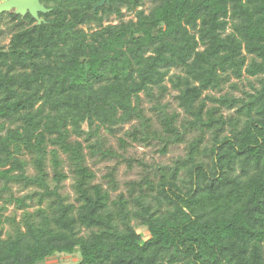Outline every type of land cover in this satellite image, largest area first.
Segmentation results:
<instances>
[{"label":"trees","instance_id":"16d2710c","mask_svg":"<svg viewBox=\"0 0 264 264\" xmlns=\"http://www.w3.org/2000/svg\"><path fill=\"white\" fill-rule=\"evenodd\" d=\"M96 2L40 0L50 9L40 25L13 15L0 30L9 38L0 44V264L75 253L77 264H264V0H110L91 14ZM242 80L250 91L235 96ZM167 84L185 115L179 124L162 104ZM133 122L125 136L161 141L162 155L197 136L183 157L156 166L157 178L111 198L114 169L109 189L93 184L84 151L119 157L99 131ZM59 154L77 206L58 191L67 179ZM10 183L37 190L14 197ZM9 204L18 221L3 215ZM5 223L12 233L3 238Z\"/></svg>","mask_w":264,"mask_h":264},{"label":"rangeland","instance_id":"374dc122","mask_svg":"<svg viewBox=\"0 0 264 264\" xmlns=\"http://www.w3.org/2000/svg\"><path fill=\"white\" fill-rule=\"evenodd\" d=\"M147 4L144 6V8L147 10ZM124 12V10H123ZM126 20L133 18V15L126 14L125 16ZM111 24H116L117 20L114 18V16L110 17L108 20ZM14 23H11L10 17H3V19L0 21V30L4 31L5 33L10 26H12ZM107 23H104V25ZM83 29L87 30L86 27H82ZM94 28V26H93ZM9 41V38L6 39H0L1 45H7ZM231 82H235L232 80ZM253 86H257V81L255 79L250 78V81ZM168 92L164 96L162 100V104L166 103L168 104V112L172 113L175 112L178 114V123L181 122V120L185 117L182 110L177 107V103L174 99L175 95L177 94L175 91L170 89V86L167 84ZM228 91L227 85L223 88V93H226ZM249 92L250 87L247 80H242L239 82V91L234 92L233 94L235 96H240L241 92ZM214 96H219V94L211 93ZM143 97V96H142ZM151 104L146 102L143 97V103L142 108L144 109L145 116L147 118L151 119L152 124V130L157 131L158 133L161 132V126L156 120V116L152 111H150ZM231 112H225L224 114H230ZM135 123H130L127 125H124L121 129H119L114 135L109 134L106 130L101 129L99 131V135L101 138V141L103 143L104 149H108L111 152L116 153L119 157L116 158H105L102 159L101 156H93L90 157L88 155L87 149H85L86 154V166L94 173L95 178L93 180V184H100L104 189H109L108 179L105 177L111 169H114V180L117 185V191L111 193V198H114L119 193H123L127 195V189L128 184L130 182H138L142 179V177L148 176L152 177L153 175L156 177L155 168L159 165H170L175 159L179 157H183L186 152V145L187 143L197 136V133L193 132L190 134H187L185 136V141L180 144H171L167 148V153L165 155H162L160 153L162 142L159 140H150L145 144H142L140 142H134L130 138L125 136V132L131 129V127ZM86 129V126H84ZM208 138V135L205 137V139ZM124 139L127 144L125 147H121L119 140ZM82 141V139H78ZM85 145V143H84ZM59 157L61 160H63L62 164V170L67 175V179L63 181L59 186V193L61 196L65 197V201L71 204H74L77 206L76 203V194L73 189V179L72 174L68 170L67 163L65 161V156L62 154H59ZM24 158L28 161L29 157L24 156ZM49 160V159H48ZM47 172L49 175L48 183L51 188L55 185L50 179L53 175L52 169L50 166V162H47ZM26 174L28 176H33L35 174L34 169L29 165L26 169ZM154 178V177H153ZM157 178V177H156ZM1 187V185H0ZM9 188L11 189V193L14 197H21L27 193L36 192L37 189L35 188H29L26 190H21L20 186L17 184L10 183ZM4 198L6 196V193H3L2 195ZM30 206L28 209L29 211L34 210L37 208V199L36 197L33 198V200L27 202ZM47 201L43 203V206H46ZM2 205V201H0V206ZM21 210H17L13 204L5 205V209L3 210V215L5 217H14L16 221L19 220V217L21 215ZM137 232L141 234L143 240H146L148 238V233L145 230V228L139 227L137 229ZM12 233V227L10 224H3V238L7 237V235ZM83 234H87L86 231L83 232ZM80 261V255L79 253H75L72 255H54L50 258H48L43 264H77Z\"/></svg>","mask_w":264,"mask_h":264},{"label":"water","instance_id":"95a60500","mask_svg":"<svg viewBox=\"0 0 264 264\" xmlns=\"http://www.w3.org/2000/svg\"><path fill=\"white\" fill-rule=\"evenodd\" d=\"M110 0H98L91 10L93 14L98 8H101L105 4L109 3ZM0 14L10 12L14 10L16 15L25 16L27 13L37 22L41 24L39 14H46L50 12V9H46L39 0H0Z\"/></svg>","mask_w":264,"mask_h":264},{"label":"flooded vegetation","instance_id":"af4514ba","mask_svg":"<svg viewBox=\"0 0 264 264\" xmlns=\"http://www.w3.org/2000/svg\"><path fill=\"white\" fill-rule=\"evenodd\" d=\"M39 1H40V0H39ZM0 3H1V2H0ZM40 4H41V3H40ZM13 15H14L15 17H19V19L22 20V21H24V20L26 19L27 16H30L29 13H27L25 16L22 17L21 15H16L15 12H14V10H12V11H10V12H5V13L0 14V21L3 19V17H10V19H11V17H12ZM19 19H18V20H19Z\"/></svg>","mask_w":264,"mask_h":264}]
</instances>
